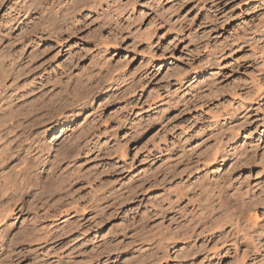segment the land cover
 Returning a JSON list of instances; mask_svg holds the SVG:
<instances>
[{"label":"rangeland","instance_id":"374dc122","mask_svg":"<svg viewBox=\"0 0 264 264\" xmlns=\"http://www.w3.org/2000/svg\"><path fill=\"white\" fill-rule=\"evenodd\" d=\"M39 1L0 7V122L80 101L0 128L23 141L1 176L47 164L0 214V264H264V0Z\"/></svg>","mask_w":264,"mask_h":264},{"label":"bare ground","instance_id":"6f19581e","mask_svg":"<svg viewBox=\"0 0 264 264\" xmlns=\"http://www.w3.org/2000/svg\"><path fill=\"white\" fill-rule=\"evenodd\" d=\"M3 1L4 0H0V7L3 5ZM8 1V0H7ZM54 1L57 2V0H40L37 4V7H41L40 10H46L49 13H53L56 12L57 7H55ZM2 3V4H1ZM59 3V2H57ZM61 4V3H60ZM59 4V6H60ZM27 7V6H26ZM35 7V6H34ZM71 8V7H70ZM36 9V8H35ZM39 9V8H38ZM32 10V9H31ZM37 10V9H36ZM71 10V9H70ZM74 11V9L72 10ZM47 12V13H48ZM71 13V11H70ZM68 14V13H67ZM73 14V13H72ZM55 26V25H54ZM55 29V28H54ZM1 59V56H0ZM4 71V70H3ZM6 72V71H5ZM116 72V71H115ZM100 73V72H99ZM118 73V72H117ZM3 74V73H2ZM7 74V73H6ZM105 75V74H104ZM1 76V75H0ZM105 78V77H104ZM109 78V77H108ZM111 78V77H110ZM118 78V77H117ZM2 79V78H1ZM0 79V80H1ZM5 79V78H4ZM113 79V78H112ZM115 79V77H114ZM113 79V80H114ZM104 80V79H103ZM110 79H108L109 81ZM112 80V82L114 83V81ZM88 81V80H87ZM107 80H105L106 82ZM107 81V82H108ZM111 81V80H110ZM110 81L108 83H110ZM116 81V80H115ZM106 82V83H107ZM103 83V82H102ZM2 84V83H1ZM0 84V87L2 88ZM112 84V83H110ZM84 85V84H83ZM109 85V84H108ZM54 86V85H53ZM60 86V85H59ZM111 86V85H109ZM4 87V86H3ZM100 87V86H99ZM107 87V86H106ZM0 88V89H1ZM91 88V87H90ZM108 88V87H107ZM60 91L58 93L55 94L56 99H52L50 103H43L41 105H31L30 108L28 110H21L19 111L17 114H12L9 117H6V115H4V118L2 119V121L0 122V128L4 127L5 131L6 129H12V132L22 128V129H27L25 132L29 131L32 132V134L37 131V126L42 124L43 122H50V121H56L58 120V118L62 117L65 118L64 121H69L70 118L68 119V114H70L72 111V108L75 107V105L78 103L79 104V98L76 95H73V93L66 91L65 89H63V87L59 88ZM87 89V88H86ZM99 89V88H98ZM58 90V89H57ZM75 91V90H74ZM88 91V89H87ZM86 91V92H87ZM94 91V90H92ZM96 91V89H95ZM85 92V94H87ZM89 92V91H88ZM55 93V92H54ZM80 93V92H79ZM81 94V93H80ZM82 95V94H81ZM90 96V93L88 94ZM87 95V96H88ZM86 96V98H87ZM85 97V96H83ZM79 100V101H78ZM83 99H81L82 101ZM40 102V100L38 101ZM79 106V105H77ZM82 106V105H81ZM76 109V108H75ZM25 111V112H24ZM41 114V115H40ZM45 114H48L49 117H47L45 120L41 119V117L39 116H45ZM68 116V117H67ZM24 118V120L28 123V122H37L38 124H33L31 126L28 127H24L23 125H19V120L17 121V118ZM73 120V119H72ZM59 122V121H58ZM40 123V124H39ZM31 124V123H30ZM3 131V130H2ZM24 131V130H23ZM12 132H8V134L12 133ZM23 133V132H22ZM2 134V133H0ZM25 134V133H24ZM28 134V133H27ZM31 136V134H29ZM19 136V135H18ZM3 136H0V142L3 140L2 139ZM6 137V135L4 136ZM26 137V136H25ZM22 138V137H21ZM21 138L16 141V143L12 146H6L7 147H3L2 150H0V172L4 171L9 163H11L12 161L18 160L20 158V156L14 160V155H15V151H14V147L16 148H20V146H23V141L21 140ZM4 141V140H3ZM13 141V140H12ZM8 142V141H7ZM26 143V142H25ZM3 145V146H5ZM40 149V147H37L35 149L38 150ZM42 152V151H41ZM33 152L28 151L27 153H24V158L23 159V163H19L16 164L14 167L15 169L21 167L19 165L23 164V169L20 170L19 172H17L16 170L14 171L11 170L9 171L6 175L1 176L0 174V214H9L10 212H13L14 208L17 206V204L23 199L25 192L27 189L25 190L26 186H21V175L24 174L25 172H30L32 171V166L34 168V166H43L44 164H46V162L43 161H37L35 164L31 165L32 159L34 157H32ZM19 154V153H18ZM22 156V155H21ZM68 156V155H67ZM23 157V156H22ZM217 158V155L216 157ZM34 162V160H33ZM25 163V164H24ZM41 164V165H40ZM60 164V163H59ZM52 166H59L58 163L53 164ZM4 174V173H3ZM24 185V184H23ZM21 186V187H20ZM19 194V195H18ZM21 198H18V196H22ZM1 199H7L8 200V204H5L4 201H1ZM7 202V201H6ZM67 207V206H66ZM62 209V208H61ZM60 209V210H61ZM59 210V211H60ZM58 210H56L55 212H57ZM66 211V210H65ZM67 213V212H66ZM62 214V213H61ZM68 214V213H67ZM6 218V217H5Z\"/></svg>","mask_w":264,"mask_h":264}]
</instances>
